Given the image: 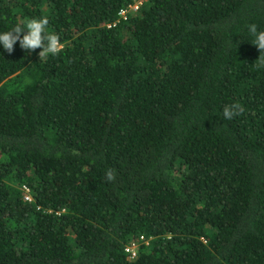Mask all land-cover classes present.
Returning a JSON list of instances; mask_svg holds the SVG:
<instances>
[{"label": "trees", "instance_id": "obj_1", "mask_svg": "<svg viewBox=\"0 0 264 264\" xmlns=\"http://www.w3.org/2000/svg\"><path fill=\"white\" fill-rule=\"evenodd\" d=\"M131 1L0 0V264H264V0Z\"/></svg>", "mask_w": 264, "mask_h": 264}, {"label": "clouds", "instance_id": "obj_2", "mask_svg": "<svg viewBox=\"0 0 264 264\" xmlns=\"http://www.w3.org/2000/svg\"><path fill=\"white\" fill-rule=\"evenodd\" d=\"M49 25V18L41 16L39 18H28L21 23H17L9 30L0 32V45L9 54L14 51V46L19 42L20 47L28 53L41 49L39 51L40 61H45L49 55L58 56L63 51V44L60 36L55 32L46 31ZM25 29L27 30L25 32ZM249 31L255 37L252 42L260 51L257 59V68L264 67V30L258 31L255 24L249 25ZM244 109L240 103H234L224 106L222 118L232 120L235 116L241 115ZM116 178L115 170L108 169L106 179L111 182Z\"/></svg>", "mask_w": 264, "mask_h": 264}, {"label": "built area", "instance_id": "obj_3", "mask_svg": "<svg viewBox=\"0 0 264 264\" xmlns=\"http://www.w3.org/2000/svg\"><path fill=\"white\" fill-rule=\"evenodd\" d=\"M136 3H137L136 0H132L130 4L126 5L122 9L118 10L116 12V15L119 18H123L124 12L127 11L128 9H134L136 7ZM23 190L26 191L25 188H23ZM22 199L27 201L29 199V197L24 194V195H22ZM124 250L128 253V257L132 258L136 253L135 241H129L128 243H126L124 245Z\"/></svg>", "mask_w": 264, "mask_h": 264}, {"label": "rangeland", "instance_id": "obj_4", "mask_svg": "<svg viewBox=\"0 0 264 264\" xmlns=\"http://www.w3.org/2000/svg\"><path fill=\"white\" fill-rule=\"evenodd\" d=\"M132 239H133V238L129 239V241H133ZM129 241H128V242H129ZM141 241H142L143 243H146L147 239H143V240H141ZM141 241H140V242H141ZM137 244H138V242H135V247H136Z\"/></svg>", "mask_w": 264, "mask_h": 264}]
</instances>
